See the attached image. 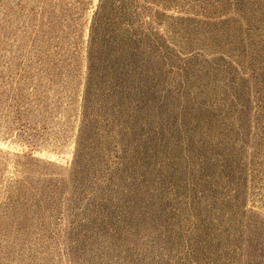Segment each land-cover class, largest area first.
<instances>
[{"label":"rangeland","instance_id":"374dc122","mask_svg":"<svg viewBox=\"0 0 264 264\" xmlns=\"http://www.w3.org/2000/svg\"><path fill=\"white\" fill-rule=\"evenodd\" d=\"M0 264H264V0H0Z\"/></svg>","mask_w":264,"mask_h":264}]
</instances>
